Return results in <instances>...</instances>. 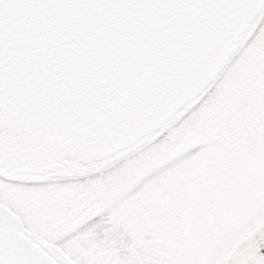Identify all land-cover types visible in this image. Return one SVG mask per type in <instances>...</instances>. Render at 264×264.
<instances>
[{
  "label": "snow or ice",
  "instance_id": "6c2138e0",
  "mask_svg": "<svg viewBox=\"0 0 264 264\" xmlns=\"http://www.w3.org/2000/svg\"><path fill=\"white\" fill-rule=\"evenodd\" d=\"M0 264H264V0H0Z\"/></svg>",
  "mask_w": 264,
  "mask_h": 264
}]
</instances>
